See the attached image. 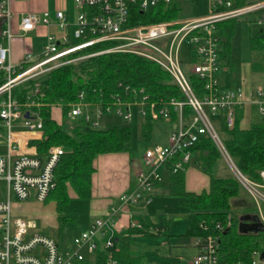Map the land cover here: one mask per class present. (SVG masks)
Instances as JSON below:
<instances>
[{
    "label": "built area",
    "instance_id": "obj_1",
    "mask_svg": "<svg viewBox=\"0 0 264 264\" xmlns=\"http://www.w3.org/2000/svg\"><path fill=\"white\" fill-rule=\"evenodd\" d=\"M234 1L209 0L210 11L207 14L127 25L132 4L137 3L144 12L160 3L171 4L173 0H75L79 14L74 36L80 39L89 32L88 38L71 45L68 36L58 42L55 34H49L38 58L26 53L17 65L9 61L10 46H0V71L5 74V81L0 84V141L8 146L7 153L0 154V264H74L83 260V249L92 254L99 248L96 238L105 236L104 228L107 224L116 223L114 216L120 209L139 204L145 197L152 195L156 184L162 179L160 169L163 166L169 163L172 171L177 172L192 162L191 148L205 134L213 139L243 188L255 201L256 213L264 226V207L261 203L264 202V170L260 171L262 181L249 179L237 167L212 121L214 117L219 118L220 111H225L227 126L232 128L236 121L237 107L243 108L246 104L241 87L220 86L219 74L229 69L220 60L221 36L216 31V25L220 21L264 9V0H247L245 4L238 6H233ZM220 6L223 8H219ZM12 16L10 1L0 0L2 33L9 42L15 36L11 27ZM57 16L60 27L66 29L68 21L64 10H58ZM48 23L47 11L43 14L28 12L22 16L19 28L22 33H26L35 29L38 24ZM106 40H116L118 43L101 51L64 59L81 48ZM183 47H186L187 55L191 53L188 61H184L182 57ZM108 51L133 52L157 62L174 77L186 100L173 98L158 110L154 102L148 104L149 94L143 87L128 85L126 90L131 93L132 96H128L130 98L113 95V103L103 109L97 103L85 101L83 92L80 94V99L72 104L67 116L71 120L83 116L95 127L100 126L106 113L114 112L128 121L135 114L144 117L148 113L147 105H150L149 112L154 120L170 121L173 111L177 114V119L166 143H153L145 148L143 159L147 168L141 167L137 172L134 184L119 196L118 204L112 207L108 217H96L87 230L75 236L73 247L61 252L54 237L38 231L37 224L32 219L14 212V204L31 198L45 202L56 186L55 169L66 149L62 145H51L41 155L33 145V151L19 152L18 144L13 140L14 133H43V121L38 110L34 109L40 103L29 99L25 102L18 101L13 96L12 89L68 61ZM189 73L204 80L205 93L202 97L195 93L188 78ZM40 85L37 80L34 93L40 92ZM256 94L259 111L264 114V87L258 88ZM186 103L194 110L189 121L185 120L183 114ZM16 120L21 121L18 130L14 125ZM231 216L228 215V224H231ZM128 226L141 224L132 220ZM218 227L221 228V225L218 224ZM102 245L109 250L113 248L114 240L108 238ZM195 245L197 253L190 264H219L218 240L215 235L197 237ZM263 252L264 250H254L251 264H264ZM106 264H118L112 252H109Z\"/></svg>",
    "mask_w": 264,
    "mask_h": 264
},
{
    "label": "trees",
    "instance_id": "obj_2",
    "mask_svg": "<svg viewBox=\"0 0 264 264\" xmlns=\"http://www.w3.org/2000/svg\"><path fill=\"white\" fill-rule=\"evenodd\" d=\"M246 2L247 0H235L233 6ZM87 9L91 10L90 7ZM179 14L180 8L174 2L160 3L144 12L135 3L131 5L127 25L165 21L177 18ZM237 21L238 17H233L216 25V31L221 36L220 60L228 65V71L231 72L234 71L231 60V37ZM89 36L90 33L86 32L80 39L71 40L69 44H77L79 40ZM117 43L116 40L96 42L71 53L64 59L101 51ZM251 47L254 50L264 49V37L253 36ZM188 78L197 96L202 97L205 93L204 80L193 73H189ZM37 80L41 85L40 92L36 94L34 89ZM4 81L5 74L0 71V84ZM128 85L143 87L149 94L148 104L154 102L158 110L173 98L186 100L184 92L170 72L157 62L128 51H108L71 60L12 89V94L18 101L25 102L29 99L40 103L34 109L38 110L43 121V137L30 142L37 147L38 152L44 155L51 145H62L66 149L55 169L56 186L44 202H56L60 220L59 231L64 230L68 222L74 220L71 216L63 214L65 205L71 200L69 186L75 190L79 198L89 199L95 158L103 153L131 151L133 137L130 125L95 127L83 116L71 120L67 114L72 104L80 99L82 92L85 101L97 103L105 109L107 105L113 103V95L130 98L128 96L131 93L126 90ZM56 106L61 107L60 116L55 115ZM149 106L147 105L148 113L141 119L139 133V139L147 146L151 145L155 121L149 112ZM183 112L185 120L189 121L194 110L186 103ZM220 113L217 119L224 136L219 133L230 156L249 179L262 181L260 171L264 170V122H254L248 129L241 128L243 109L237 107L235 125L228 128L224 117L225 111ZM176 119L177 114L173 111L171 121L174 123ZM69 120L70 128L67 127ZM191 150L193 156L197 157L200 165L210 175L209 190L199 194L186 191L185 169L188 164L177 172L172 171L169 163L165 165L171 173L168 195L184 197L182 203L190 209L189 225L185 235L194 238L215 235L218 240L219 264H251L253 251L264 250L261 247L264 242V229L257 232L240 230V217L234 215L232 209L255 208V201L251 196L247 198L242 194L243 186L233 172L224 173L223 169L220 173L217 172L223 156L209 135L201 136ZM158 184L159 182L156 185ZM229 214L232 215L231 224H228ZM132 217L141 226H128L114 240L113 248L109 250L98 248L74 264H106L109 252H112L118 264H145L137 262L131 253L130 247L135 242L134 237L161 235L163 230L169 228L170 217L163 211H158L154 215L134 212Z\"/></svg>",
    "mask_w": 264,
    "mask_h": 264
},
{
    "label": "crops",
    "instance_id": "obj_3",
    "mask_svg": "<svg viewBox=\"0 0 264 264\" xmlns=\"http://www.w3.org/2000/svg\"><path fill=\"white\" fill-rule=\"evenodd\" d=\"M9 1L11 9L13 11V16L11 18V27L13 32L15 33V36L9 42L5 35H3L2 33L3 25L0 21V46H10V54L8 58L13 65L19 64L26 53H31L34 58H38L44 48V45L47 42V36L49 34H55L57 36L58 42H61L64 36H68L70 40H77L74 36V30L76 28V20L79 14V9L76 6L75 0ZM173 2L180 5L183 4L181 0H173ZM58 10H64V13L67 17L68 25L66 29H62L60 27L59 18L57 16ZM45 11L49 13L48 24H38L35 29L26 33H22L19 28V23L24 14L28 12H37L43 14ZM192 15L194 14L180 15V17H187ZM190 57L191 53L186 55L184 61H188ZM250 66L252 67V65ZM241 70L242 72L240 73V75L237 72L235 73L234 77L230 75L231 77L226 78L224 77L226 73L233 74L234 71L221 72L219 74V82L222 88L241 87L243 89L246 104L242 108L243 116L240 121V126L243 129H248L254 122L264 121L253 119L254 108L256 107V110L258 109L259 111L260 106L258 96L256 94L257 82H254L253 79H251L253 77V71L244 70V68L242 67ZM238 78L241 79L240 84L237 83ZM56 111L59 114L58 116H60L61 107L56 106ZM169 122H171V124L173 123L171 120L168 121V123ZM14 125L17 130L20 129L21 121L16 120ZM171 129L172 128L167 127L162 133H158L156 135L153 128L152 137L154 135L155 140H153L151 144H153V142L166 143ZM155 135L157 136V138L155 137ZM42 137L43 133L41 132L16 131L14 133L13 140L18 144L19 152H29L33 151V145L30 142L36 139H41ZM146 147L147 145H145V148ZM7 151V144L5 142L0 141V153L6 154ZM193 160L194 161L188 164L187 168L185 169V189L186 191L195 192L199 194L204 190H209L211 178L210 175L205 171V169L200 165L195 155L193 156ZM94 166L95 171L92 175L91 197L89 198V212L87 217L79 223L80 225L76 230L77 234H75L74 236H78L81 234V232L87 230L96 217H108V214L111 212L112 207L118 204L119 196L132 187V185L134 184L135 176L142 167L140 161L138 162L137 158H134L131 155L130 151H119L100 154L95 158ZM161 172L163 174V179H161V181L153 191V193L156 191V194L153 195L152 193V195H150L148 198L145 197L139 202V204L120 209V212L114 216V218L116 219V223L113 225L107 224L104 228L106 232L105 236L103 238H96L99 248H104L102 243L106 239L112 238L113 240H115L119 237L121 232L128 227L130 221L133 220L132 215L134 212L154 215L156 214V212L160 211V209H158V207L156 206L159 205L161 207V210H166L165 212H167L168 214H172L170 215L171 218L169 228L167 230H163L162 234L168 233V235L170 236H176L175 239H178H176L174 245H178L181 250L185 251L190 250L191 248V259L185 260L184 256L181 254L177 256L179 264H190L193 256L197 253L195 238L193 237V241L190 242V247L187 246L189 243H184L183 238L186 229L189 225L188 214L190 213V209L183 205L182 201L185 200L184 197L166 198L164 196H157L160 195L165 188L169 187L171 181V173L167 166H163L160 169V173ZM164 178L165 181L163 182ZM68 191L71 198H78L77 193L71 186H69ZM14 212L16 214H20L18 212V205L14 206ZM251 215H257V213L245 212L240 215V223L243 222L244 228L246 230H248L246 226H249L251 224V221L248 219V216ZM242 216H245L246 218L242 219ZM77 221V219H74L70 221L68 225L70 224V226H72V224H77ZM68 225L64 230H62V232L59 231L61 235L67 231L69 227ZM44 233L50 235L47 232ZM189 237L192 239L191 236ZM140 238L142 237H134L135 242L132 243L130 250L131 253H133L132 255L136 257L137 262L145 263V250H147V248L149 247L146 248L144 246L145 244H143L139 240ZM177 240H179L178 244ZM73 242L74 239H69L68 241H64L62 243L57 244L61 252H66L69 248L73 247ZM171 242V238H168L165 243L170 246ZM83 251L85 256L89 255V252L86 249H83Z\"/></svg>",
    "mask_w": 264,
    "mask_h": 264
},
{
    "label": "rangeland",
    "instance_id": "obj_4",
    "mask_svg": "<svg viewBox=\"0 0 264 264\" xmlns=\"http://www.w3.org/2000/svg\"><path fill=\"white\" fill-rule=\"evenodd\" d=\"M182 5L177 4L180 8V14L179 15H202L207 14L210 11V4L209 0H181ZM256 35H259L264 37V9L253 11L248 14L242 15L238 17V21L235 25L234 34L231 37V60L233 65L235 66L233 74L226 73L224 76L231 77L232 75L234 77L235 73L242 72L241 67L244 68V70H252L253 71V79L254 82H257V89L264 87V49L262 50H254L251 47V38ZM181 54L183 59L187 55V49L186 47H183L181 50ZM252 65V67L250 66ZM253 68V69H252ZM236 71V72H235ZM262 81V82H261ZM237 83H241V79L238 78ZM261 85V86H260ZM239 86V85H238ZM241 86V85H240ZM260 86V87H259ZM228 88V87H226ZM256 89V90H257ZM254 114L253 119L264 121V114H261L258 109L256 110V107L254 108ZM56 116H58V112L55 113ZM142 117L135 114L133 118L128 121L125 120L122 116L117 115L114 112L106 113L101 120V125L103 127H111L113 125L117 124H126L130 125L132 128V146H131V155L134 158H137V161H140V164L142 165V169H146L147 166L144 163V151H145V144L139 139V133H140V122ZM214 126L217 128V130L221 133L222 136H224L223 132L220 129V124L218 123V120L216 117L212 119ZM71 123L70 120L67 122V127L70 128ZM153 128L155 131V134L162 133L167 127L173 128L174 123L171 124V122L168 123L167 120H155L153 124ZM162 127V128H161ZM161 128V129H160ZM155 137L157 138V136ZM155 140L154 135L151 139L152 141ZM160 142V141H159ZM154 143V142H153ZM5 154V153H0ZM194 160H192L193 162ZM224 170V173H227L229 171L233 172L231 168L229 167L226 160L222 157L219 161V169L217 170L218 173H220ZM234 174V173H233ZM162 179L163 174L161 172ZM165 181V178L163 182ZM264 191V190H262ZM164 193V194H163ZM156 194V191L153 193V195ZM242 194L244 196H247V198H250V195L245 189L243 188ZM157 196H164L166 198H174L175 196L168 195V187L164 189V191ZM15 201V200H14ZM18 205V212L25 216L28 219H32L38 227V231H44L52 235L57 243H62L64 241H68L69 239L73 240L74 235L77 234L76 230L79 227V223L87 217L89 212V199L84 198H71L68 205H65L63 209L64 215H70L72 218L77 219V224H70L68 225V229L64 234L59 233L60 229V220L59 213L56 208V204L54 201H49L47 203H43L40 201H37L34 198L28 199L26 201H16ZM171 203V202H170ZM262 206L264 207V202H262ZM14 204V206H17ZM158 209L161 210V207L159 205H156ZM165 210V208H164ZM159 211V212H160ZM166 211V210H165ZM163 211V212H165ZM251 212L256 213V208L253 207H236L232 209V213L236 216L241 217L243 213ZM157 213V212H156ZM170 218L172 215L171 213L165 212ZM69 223V222H68ZM66 225V226H67ZM65 226V228H66ZM64 228V229H65ZM62 232V231H61ZM61 235V236H60ZM60 236V238H59ZM139 240L145 244L144 246L147 248L146 254H145V264H179L178 255H183L185 260L191 259V248L190 250H181L180 247L177 245H174L176 239V236H170L168 233H164L161 235H145L140 236ZM178 237V236H177ZM168 238H171V245L169 246L165 242ZM184 243H189L187 246H191L190 242L193 241L192 239L184 234ZM179 240H177L178 244ZM262 249H264V242L262 243ZM144 248V247H143Z\"/></svg>",
    "mask_w": 264,
    "mask_h": 264
},
{
    "label": "water",
    "instance_id": "obj_5",
    "mask_svg": "<svg viewBox=\"0 0 264 264\" xmlns=\"http://www.w3.org/2000/svg\"><path fill=\"white\" fill-rule=\"evenodd\" d=\"M246 217L245 216H242V219H245ZM248 219L251 221V224L249 226H246V228L248 230H246L244 228V224L243 222H241L239 224V228L240 230H244V231H259V230H263L264 229V226L262 225V223L260 222L259 218L257 215H251V216H248ZM262 257H264V252L262 253Z\"/></svg>",
    "mask_w": 264,
    "mask_h": 264
}]
</instances>
